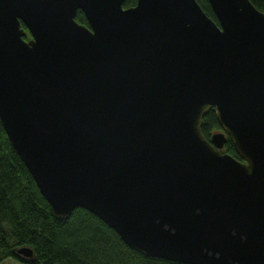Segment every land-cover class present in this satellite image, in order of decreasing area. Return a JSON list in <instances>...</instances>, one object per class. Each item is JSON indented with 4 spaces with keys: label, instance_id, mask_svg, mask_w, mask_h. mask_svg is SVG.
Returning a JSON list of instances; mask_svg holds the SVG:
<instances>
[{
    "label": "water",
    "instance_id": "water-1",
    "mask_svg": "<svg viewBox=\"0 0 264 264\" xmlns=\"http://www.w3.org/2000/svg\"><path fill=\"white\" fill-rule=\"evenodd\" d=\"M206 1L216 23L195 0H0V125L56 219L84 209L147 257L264 264V14Z\"/></svg>",
    "mask_w": 264,
    "mask_h": 264
},
{
    "label": "trees",
    "instance_id": "trees-1",
    "mask_svg": "<svg viewBox=\"0 0 264 264\" xmlns=\"http://www.w3.org/2000/svg\"><path fill=\"white\" fill-rule=\"evenodd\" d=\"M216 23L206 0H195ZM264 14V0H249ZM135 0H124L130 8ZM75 22L87 26L80 11ZM24 30V40L29 39ZM220 128L210 109L201 119L200 132L208 140ZM222 153L239 160L226 139ZM20 247L31 251L28 258L16 254ZM12 259L20 264H181L147 257L128 248L102 221L84 209H74L66 220L54 217L30 174L9 143L0 125V263Z\"/></svg>",
    "mask_w": 264,
    "mask_h": 264
},
{
    "label": "rangeland",
    "instance_id": "rangeland-1",
    "mask_svg": "<svg viewBox=\"0 0 264 264\" xmlns=\"http://www.w3.org/2000/svg\"><path fill=\"white\" fill-rule=\"evenodd\" d=\"M0 264H20L12 259H5Z\"/></svg>",
    "mask_w": 264,
    "mask_h": 264
}]
</instances>
